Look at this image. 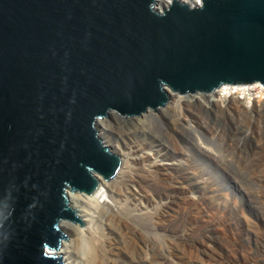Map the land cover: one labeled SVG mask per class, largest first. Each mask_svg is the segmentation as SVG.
Returning <instances> with one entry per match:
<instances>
[{
    "label": "water",
    "instance_id": "obj_1",
    "mask_svg": "<svg viewBox=\"0 0 264 264\" xmlns=\"http://www.w3.org/2000/svg\"><path fill=\"white\" fill-rule=\"evenodd\" d=\"M0 0V264H63L47 250L78 224L120 157L105 115L223 84L264 85V0Z\"/></svg>",
    "mask_w": 264,
    "mask_h": 264
},
{
    "label": "bare ground",
    "instance_id": "obj_2",
    "mask_svg": "<svg viewBox=\"0 0 264 264\" xmlns=\"http://www.w3.org/2000/svg\"><path fill=\"white\" fill-rule=\"evenodd\" d=\"M169 1L158 0L157 7H165ZM185 1L193 4L197 3V0ZM257 83L259 84V82L226 83L213 92H204L193 97L183 96L168 87H164L168 100L169 97L172 99L167 112H170L172 116L174 115V123L165 122L163 128L172 142V150L179 156V160L176 162H169L149 147V143H153V145L160 143L153 128L160 121L159 114L163 110L158 109V113H156L148 108L141 117L129 119L123 118L115 110L109 111L107 114L110 118H104L102 122L105 125L104 127L108 128L107 131H110L116 138L119 134L118 137L122 138L124 134L128 141L125 140V147L122 149L118 142L112 141L111 135L105 132L100 133V131L103 132L102 128H99L98 137L112 152L119 155L120 166L109 180H104L99 174L94 173L98 179V185L91 194L81 192L66 194L69 206L74 207L73 199L78 200L77 198H80L79 201L84 204L80 207L84 214L85 224L82 225V222H79L81 225L74 224L70 226V224L68 227L65 226L68 223L59 224L61 232L62 230L64 232L68 231L70 239L68 242L59 243L57 248L47 251L60 259L63 258V264H165L166 252L160 251L168 247V252H170L169 249L176 245L177 247H183L185 252H190L196 260L201 259L199 257L201 251L199 249L201 248L209 252L206 257L212 260V264H243L237 250H229L224 244L218 246L211 242L213 239H208L211 232V234L221 232L223 235L228 236L229 222L223 212L217 211V208L211 202L210 197L216 192L211 179L204 178L201 170L187 156L188 154L178 142L176 133L171 127L172 125L177 126L178 123L183 127L189 121H196L199 125H202L201 118L207 117L212 108L218 109L222 113L225 112L232 121L237 115L239 117L240 114L246 115L255 111L256 115L263 117L264 111L263 113L257 111L259 109L256 108V104L261 103V101L264 102V86ZM201 98L207 100L204 103H208V109L205 104L199 101ZM191 106L195 107L198 113H203L198 114L196 112L195 114L189 109ZM210 118L207 119L218 122L216 117L214 119ZM127 124L142 132L145 139L149 141L144 142L141 140L142 143L141 141L138 142V139L131 134L132 132L128 134L127 129L122 130L123 125ZM206 127L209 129L206 133L212 136L210 137L218 143L219 148L203 141L201 138L196 139L197 146L210 157L221 159L222 165L228 161L231 162V160L236 162L241 172L247 174L246 180L258 186L256 189L248 188L247 185L244 186L247 195L252 197L250 203L254 205L264 204V161L259 162V159L252 158V156L248 158L243 155V157L235 156V151L244 152L241 145H239V141L235 140L236 138L225 137L223 128L218 126ZM236 129H238L237 126ZM239 131L240 135L248 139L247 130L239 128ZM223 156L226 157V162H224ZM156 183L162 185V191H155L154 193L146 188L147 186L153 187ZM123 185L129 193V202H132V204L130 203L131 207L124 206L123 201H119L118 198H109V186L115 187L116 191L122 193L124 191ZM118 195L120 196L119 193ZM138 197L143 198L141 203L137 202L140 201L137 199ZM156 198L159 200L158 205H156ZM236 200L231 203L235 205L236 212L241 211V214L245 217L246 215L239 205L240 202ZM129 202L127 201L128 205ZM100 206L101 208L108 206L113 210L114 214L110 213L111 215L108 217L110 222L119 224L120 227L122 224L126 226L127 231L121 244L115 236L105 237L103 230L100 232L94 227L97 221L96 210ZM156 209L162 215V219L158 222L156 220ZM143 229L159 231L168 245L162 247L163 245L158 246L155 242L150 241V238L153 240L151 234L141 233ZM141 239L146 244L141 245ZM150 245L153 247V251ZM196 246L198 247L195 248ZM139 250L144 252L143 261L139 260ZM204 253L206 254V252Z\"/></svg>",
    "mask_w": 264,
    "mask_h": 264
},
{
    "label": "rangeland",
    "instance_id": "obj_3",
    "mask_svg": "<svg viewBox=\"0 0 264 264\" xmlns=\"http://www.w3.org/2000/svg\"><path fill=\"white\" fill-rule=\"evenodd\" d=\"M199 101L205 104V106H207V109L209 108L208 103H204V102H207L205 98H201V100ZM171 102H172V99L171 97H169V100L164 106H158L157 108H149L156 113H158V109L163 110L161 114H159L160 121L157 122L158 124H156L155 127L153 128V131L156 134V137L158 138L160 143L154 144V145L153 143H149V147L156 154L165 157L169 162H173V161L176 162L179 160V156H177L172 150L173 149L172 142L169 139L168 133L163 128L165 122L174 123L173 121L174 115L172 116L170 112H167V108ZM256 105H257L256 108L259 109L257 111H261L263 113L264 102L263 101H261V103L258 102ZM189 109L193 111L195 114L196 112L198 113V111L195 110L196 109L195 107L191 106L189 107ZM209 112H210L209 114L204 112L208 114V116L207 117L204 116L203 118H201V122L203 123L202 125L201 124L199 125L196 121H189L183 127H181L179 123L177 126L172 125L171 127L172 130L176 133L178 142L181 144L182 147H184L185 152L188 154L187 156L190 157V159L201 170L204 178L211 179L213 186L215 188V191H216L215 194H213V196L211 195L210 197L211 202L215 206V208H217V211H221V213L223 212V215L226 216V219L229 222L228 223V236H226L225 234L223 235L221 232L219 233L214 232L213 234H211L212 233L211 232L209 233L210 235H208V239L209 240L213 239L214 242L213 241L211 242L214 244H217L218 246H221V245L223 246L224 244L225 247L229 250H232V249L233 251L237 250L238 252L237 251L236 252L238 256L240 257L241 262L243 264H264V204H258V205L251 204L250 199H252V197H250V195H247L246 188L244 187L247 185L246 187L248 188L251 187V188L256 189L258 186L246 180L247 174H245L244 172L243 173L241 172L236 162L234 161L232 162V160L231 162L229 161L226 162L227 161L225 159L226 157L223 156L225 160L224 159L222 160H224V162L228 164L225 163L222 165L220 161L221 159L210 157L206 152L201 150L197 146V143H196L197 142L196 139L201 138L203 141L211 143L215 147L218 146L219 148L218 143H216L215 140L211 138L212 136L209 135V133H206L208 132L207 130H209L206 126H208L209 128H212L211 126H214V127L218 126L220 128H223V130L225 131L223 133L225 137H232L234 139L236 138L235 140L239 141V145H241L242 150L244 152L239 153V151H235L234 153L235 156L243 155L245 158L252 156V158L255 157L257 160L259 159L260 160L259 162H261L262 160L264 161V120H263L264 116L261 117V116L256 115L255 114L256 111L252 113L250 112L246 115L240 114L241 117L240 116L238 117L237 115L233 119L234 121L233 123L232 119L228 118L225 112L222 113V111L215 109V108H212ZM118 113L123 118L129 119L133 117H141V115L145 114L146 112H142L140 115H128V114H122L120 112ZM201 113H198V114H201ZM215 117L218 120V122L207 119V118L214 119ZM104 118L109 119L110 117L108 114H106ZM104 126L105 125H103V123L100 125L99 128L103 129V132L100 131V133L102 134L105 132L106 134L111 135L110 137H112L113 139L112 141L118 142L120 145V148L123 149L125 147L124 146L125 140L128 141L127 140L128 138H126L124 134L122 135V138L118 137L120 136V134L117 135V138H116V136L114 137V135H112L110 131H107L108 128ZM123 126H122L123 128L121 129L122 130L127 129V131L129 132V133L127 132L128 134L132 132L131 134L133 135L134 138L138 139V142L141 140L144 142L149 141L145 139L142 132H139L138 129L136 130L132 128V126H128V124L123 125ZM236 126L238 127V129H236ZM239 128H242L243 130H247L246 132L249 135V137L247 136L248 139L240 135ZM125 187H124V191L120 193L115 190V187L112 188V186H109V190H108L109 198L110 197H113L115 199L118 198L119 201H123L122 204L124 206L131 207L130 203L132 204V202H129L130 201L129 193ZM146 188L151 190L154 193L155 191L160 192V190L162 191L163 189L162 185L160 184L157 185V183L154 184L153 187L147 186ZM118 193L120 194V196L118 195ZM77 199L78 200L73 199L75 203L74 207H72L71 205L70 206L72 207L74 214L80 219L83 225L85 224V218L81 210L82 208L80 206L81 205L84 206V204L81 203V201H79L80 198H77ZM126 199H128L127 201L129 202V205L127 201H125ZM137 199L140 200V201H137L138 203H141L143 200L142 197H138ZM236 199L238 200V202H240L239 205L244 211L246 215L245 217L241 214V211L236 212L235 205L231 203L233 202V200H236ZM156 200H157L156 205H158L159 200L157 198ZM110 209L111 208H109L108 206L107 207L103 206L102 208L100 206L96 210L97 221L94 224V227H96L98 231L100 232H102L103 230L104 232L103 235H106L105 237L115 236L116 240L121 244L123 242V236L125 235L127 228L124 224H122L120 227L119 224L110 222L108 217L111 215L110 213L114 214V212H112L113 210L112 209L110 210ZM160 219H162V215H160L159 211L156 209L157 222ZM69 225L70 224H66L65 226L68 227ZM72 225L74 224H71L70 226ZM78 225H81V223H78ZM91 226L93 225L91 224ZM71 228H70V232H71ZM62 232L65 235V238H66L65 241L68 242V240L70 239V234H68V231L64 232L62 230ZM144 232L151 234L153 240L151 238L149 240L152 242H155L158 246L163 245L162 247H165V245H168L165 242L163 235L159 231L155 229L154 230L143 229L141 233L145 234ZM140 244L144 245L146 243L144 240L141 239ZM150 247L152 248V251H153V247L151 245ZM197 247L198 246H196L195 248ZM166 249H163L162 251H160L164 253L166 252L165 256L167 259H164L165 264H181V263H184V264H212V260L206 257L207 254H209V252L207 250L204 251L205 249H201V248L199 249L201 250L199 252V257L201 259L199 260H196L194 258L195 256L193 257V255L190 252L189 253L185 252L183 247H177L176 245H174L172 249H169L170 252H168V249L167 250ZM204 252H206V254ZM139 254H140L139 260L143 261L144 252L139 250ZM61 259H62V262H64L63 258Z\"/></svg>",
    "mask_w": 264,
    "mask_h": 264
},
{
    "label": "built area",
    "instance_id": "obj_4",
    "mask_svg": "<svg viewBox=\"0 0 264 264\" xmlns=\"http://www.w3.org/2000/svg\"><path fill=\"white\" fill-rule=\"evenodd\" d=\"M171 1L172 0H170L169 2H168V5L171 3ZM182 1H184V2H186V3H188V4H190V5H201V0H197V3L196 4H193V3H190V2H187V1H185V0H182ZM167 5V6H168ZM167 6H165V7H167ZM159 9H161L160 7H159ZM258 84V83H257ZM258 85H263V84H261L260 82H259V84ZM264 86V85H263Z\"/></svg>",
    "mask_w": 264,
    "mask_h": 264
}]
</instances>
